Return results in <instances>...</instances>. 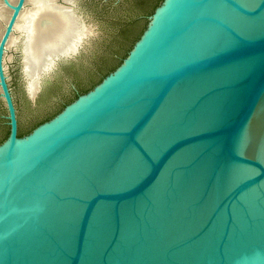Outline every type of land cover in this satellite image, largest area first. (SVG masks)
<instances>
[{"label":"water","instance_id":"1","mask_svg":"<svg viewBox=\"0 0 264 264\" xmlns=\"http://www.w3.org/2000/svg\"><path fill=\"white\" fill-rule=\"evenodd\" d=\"M2 1L0 264H264V0H162L25 136L6 56L27 0Z\"/></svg>","mask_w":264,"mask_h":264},{"label":"rangeland","instance_id":"2","mask_svg":"<svg viewBox=\"0 0 264 264\" xmlns=\"http://www.w3.org/2000/svg\"><path fill=\"white\" fill-rule=\"evenodd\" d=\"M146 1V2H144ZM157 0H75V5L72 8L78 12L83 18L84 23L89 28V32L83 39L78 48V53L73 54L70 59L60 61L56 64L52 71L41 77V87L37 90L34 99H31L28 95L27 80L23 73L22 65V53L20 46H12L9 48L6 56V72L12 93L14 95L17 108L19 111L20 128L27 130L38 119L58 112L62 105L67 100L75 97L76 82H74V75L62 73V81L56 80L59 75L61 66L68 64L72 61L77 65L82 63L86 67H94L92 64V57L94 52H102L106 49V45L113 41V35L115 28L119 26L116 17H113L111 12L115 8L118 9L119 15H123L128 18L140 17L142 22L139 23L138 28L145 27L148 23V17L150 16L152 4ZM62 3L61 0H59ZM109 5L108 11L103 10V5ZM155 9V8H154ZM117 15V14H116ZM112 16V17H111ZM137 28V29H138ZM130 34L121 35L120 41H116L119 46L124 42H128ZM118 40V38H117ZM128 42V46H129ZM127 48V47H126ZM125 51V48L123 49ZM122 51V54L124 53ZM91 55H93L91 57ZM80 68V67H78ZM56 80V81H55ZM58 83L62 88L55 90L45 99L42 94L47 91L52 83ZM54 84V83H53ZM75 87V89L73 88ZM7 115L6 108L3 101L0 99V138L5 135L7 128H5L6 120L4 116Z\"/></svg>","mask_w":264,"mask_h":264},{"label":"bare ground","instance_id":"3","mask_svg":"<svg viewBox=\"0 0 264 264\" xmlns=\"http://www.w3.org/2000/svg\"><path fill=\"white\" fill-rule=\"evenodd\" d=\"M10 1L14 4L17 0ZM61 1L27 0L7 46V52L12 46H20L24 52L32 94L37 92L41 77L50 70L55 59L75 52L89 32L82 17L72 8L75 0ZM10 13L0 0V37Z\"/></svg>","mask_w":264,"mask_h":264},{"label":"trees","instance_id":"4","mask_svg":"<svg viewBox=\"0 0 264 264\" xmlns=\"http://www.w3.org/2000/svg\"><path fill=\"white\" fill-rule=\"evenodd\" d=\"M146 2V1H144ZM162 2V0H157L155 3L152 4V10L150 15H152V13L154 12V8H156L160 3ZM103 10L107 11L106 13H109L108 11V6L107 4L103 5ZM119 11L117 8H115L113 10V12H111L113 17H116L119 23V26L117 28H115L114 34L113 35V41L109 42L106 45V49H103L102 52H94L93 55L94 57H92L93 55H91L92 57V64L94 67H86L84 65H82V63H80L79 65H77L76 62L72 61L68 64H63L61 66V70L58 71L59 75L56 80L62 81V72L66 73V74H70V75H74V82H76V90H75V97L73 99L67 100L65 102L64 105L61 106V108L59 109V111L49 114L45 117H43V119H38L37 121H35L31 127H29L27 130H22L20 128V136H25L27 134H29L30 132H32V130H34L36 127H38L40 124L52 119L55 115H57L60 111H62L64 109V107L68 104H70L71 102H73L79 95L85 94L88 91L92 90L97 84H99L110 72L114 71L121 63L122 60L127 56L128 52L132 49L133 45L135 44V42L140 38V36L142 35L143 31L145 30L146 26L141 27V29L138 28L139 23L142 22V19L140 17H135V18H128L125 17L123 15H119L118 14ZM117 14V15H116ZM111 16V17H112ZM138 28V29H137ZM130 34L131 37H129L128 42L130 43L128 46V42L127 43H123L121 44V46H119L117 44L119 40V37L121 35H127ZM118 38V40H117ZM117 41V42H116ZM127 47V48H126ZM125 48V51L123 50ZM122 51H124V53L122 54ZM80 67V68H78ZM55 80V81H56ZM54 83V84H53ZM52 85L50 86V88L47 91H44V94H42V96L47 99L48 96L55 90L54 88H62L61 85H59L58 83L53 82ZM5 128H7V132L5 133V135L3 137L0 138V144L6 140V138L9 135V127L5 126Z\"/></svg>","mask_w":264,"mask_h":264}]
</instances>
